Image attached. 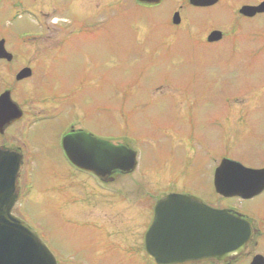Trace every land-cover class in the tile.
<instances>
[{
    "label": "rangeland",
    "instance_id": "rangeland-1",
    "mask_svg": "<svg viewBox=\"0 0 264 264\" xmlns=\"http://www.w3.org/2000/svg\"><path fill=\"white\" fill-rule=\"evenodd\" d=\"M100 3L107 12L97 13L89 27L78 25L66 47L63 91L76 95L80 106L90 99L84 111L93 115V135L133 149L138 165L106 190L65 157L31 165V195L53 196L42 207L23 203L28 226L59 264H154L144 252L131 253L110 238L123 226L129 230L117 211L123 202L136 205L137 196L148 209L159 197L186 192L262 221L264 192L250 200L221 198L212 176L222 159L264 168V52L253 58L254 41L240 36L211 47L191 40L181 58L173 59L164 32L167 4L147 10L121 0ZM184 26L194 38L195 27ZM234 85L240 92L232 94ZM185 154L189 175L181 181ZM74 201L95 206L94 217L79 216ZM261 248L264 253V243Z\"/></svg>",
    "mask_w": 264,
    "mask_h": 264
},
{
    "label": "flooded vegetation",
    "instance_id": "flooded-vegetation-1",
    "mask_svg": "<svg viewBox=\"0 0 264 264\" xmlns=\"http://www.w3.org/2000/svg\"><path fill=\"white\" fill-rule=\"evenodd\" d=\"M101 1L94 5L92 3L96 0H0V153L9 154L20 164L16 180L18 198L12 215L26 224L21 210L23 203L29 200L42 207L43 199L53 196L43 192L37 197L31 195L32 184L27 177L29 167L40 162L52 163L60 157H65L71 165L63 149L64 137L84 133L88 137L82 139L89 141L91 137L97 138L92 133L93 115L85 114L84 111L90 99L83 98L80 106L76 102V95L64 94L62 79L69 41L78 34V25L89 27L97 13L107 12L108 6H100ZM121 1L147 10L167 4L164 8L167 11L169 28L164 32L172 40L167 47L173 54V59L181 58L188 48L186 45L190 46L191 42L211 47L226 45L240 36L245 37L247 43L254 41L253 58L258 55L260 57V53L264 52V10L252 15L243 11L244 8L264 9V0H208V4L202 5L191 4V0H161L157 4L138 0ZM175 14L178 16L176 24L173 22ZM186 24L195 27L194 38L183 30ZM246 54L249 52L246 51ZM235 85H238V80ZM235 85V92L232 91V94L240 92ZM222 94L226 95L224 92ZM101 140L121 145L109 139ZM177 141L180 140L177 138ZM183 160L185 164L179 165L182 169L179 174L181 181L186 180L189 175L186 154ZM134 172L115 173L104 178L87 174L106 190V187L122 183L123 178L130 177ZM171 194L192 196L186 192L168 193L159 197L148 209H144L139 196L136 198V205H126L123 202L121 210L117 212L130 223V228L128 230L123 226L118 230L120 232L111 233L110 238L115 241L112 243H120L129 252H137L142 256L144 234L152 221L153 208L159 200ZM55 200L57 202V194ZM104 204L106 206L108 201L104 200ZM71 206L79 210V216L94 217L92 211L95 206L90 203L74 201ZM207 206L218 211L227 210L230 215L247 221L252 238L244 252L232 256L226 262L209 260L193 264H250L256 255L264 258L261 248L264 243V219L258 221L231 208ZM149 212L150 217L147 215ZM55 261L59 264L56 258Z\"/></svg>",
    "mask_w": 264,
    "mask_h": 264
},
{
    "label": "water",
    "instance_id": "water-1",
    "mask_svg": "<svg viewBox=\"0 0 264 264\" xmlns=\"http://www.w3.org/2000/svg\"><path fill=\"white\" fill-rule=\"evenodd\" d=\"M138 1L157 4L161 0ZM208 3V0H191L194 5ZM259 10L264 9L244 8L243 11L252 15ZM177 20L175 14L174 24ZM83 137L88 136L73 134L63 140L65 155L74 167L98 178L129 174L136 169L137 154L132 149ZM19 172V162L9 154L0 153V264H56L35 230L11 213L18 198ZM213 188L225 199L250 200L264 192V168L249 169L222 159L214 171ZM251 238L249 223L239 216H232L227 210H214L193 196L171 194L155 204L143 247L155 264L226 262L244 252ZM250 264H264L263 256H254Z\"/></svg>",
    "mask_w": 264,
    "mask_h": 264
}]
</instances>
